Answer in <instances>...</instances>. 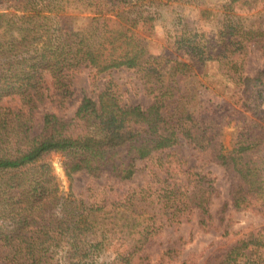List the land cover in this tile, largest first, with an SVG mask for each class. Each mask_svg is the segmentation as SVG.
<instances>
[{"label": "trees", "instance_id": "16d2710c", "mask_svg": "<svg viewBox=\"0 0 264 264\" xmlns=\"http://www.w3.org/2000/svg\"><path fill=\"white\" fill-rule=\"evenodd\" d=\"M79 14L90 16L77 23ZM164 14L171 25L153 54ZM262 16L264 0H0V264H152L147 244L193 211L209 231L215 178L189 165L183 144L235 177L233 210L264 205L262 134L246 115L264 71L243 73L251 45L264 54ZM211 62L234 92L203 110L206 93L193 79ZM82 69L93 86L103 74L131 71L151 103L128 104L107 82L66 118L55 110L71 103ZM44 100L54 110L38 118ZM232 122L240 130L226 148L222 130ZM52 154L65 158L68 178L126 183L142 172L144 180L123 193L76 197L61 190ZM221 235L236 240L206 264H264V228L232 233L227 223ZM183 243L155 264L174 263Z\"/></svg>", "mask_w": 264, "mask_h": 264}, {"label": "rangeland", "instance_id": "374dc122", "mask_svg": "<svg viewBox=\"0 0 264 264\" xmlns=\"http://www.w3.org/2000/svg\"><path fill=\"white\" fill-rule=\"evenodd\" d=\"M89 16V14L75 15V22L82 23ZM262 19H264V16H262ZM170 25L169 14L162 15L155 23L150 37L149 52L157 54L162 51L165 46L167 29L170 28ZM169 53L181 56L175 50ZM182 60H186V58L184 57ZM259 71H264V54H261L257 47L251 45L244 59L243 73L247 76H253ZM101 77L96 86H93L89 81L88 70L82 69L72 80L71 89L73 95L71 103L66 104L64 108L55 110V112L66 118L71 117L83 96H96L105 87L107 82L112 83L113 88L121 93L122 100L128 104L147 107L151 103V99L145 94L142 83L135 73L126 70H116L103 74ZM193 80L196 82L194 87H198L206 93L205 100L202 103L203 110L205 108L207 110L212 101L216 102L219 99L218 94L224 98H228L234 92L231 86L224 87L225 81L218 76L217 65L212 62L208 63L201 73H197ZM251 103L252 111H249L246 115L249 118H253L252 124L262 134L261 147L262 151H264V83L259 86V90L251 98ZM44 110H54L46 100L39 104L37 110L38 118ZM254 112L257 113L256 116H253ZM258 113L259 117L257 116ZM239 130L240 127H237L235 122L223 128L222 140L226 148H231V145L234 144L236 133ZM179 149L180 153L187 158L190 166L196 165L202 167L204 172H208L215 178L214 193L208 205L213 220V228L209 231L201 230L197 224L198 213L196 211H193L188 220L183 218L179 224L164 228L146 246L152 264L159 262L161 253L179 239H182L184 242L182 245L183 251L180 257L172 264H178L179 261L184 259L194 260L197 264H206L234 244L236 240L235 236L223 238L221 235L227 223L232 233L264 228V205L259 207L256 204L254 205V209L243 211H235L229 205L230 190L236 183V179L231 172L209 161L208 156H198L186 144H183ZM47 159L52 167L53 174L60 184L61 190L64 193L72 190L76 197L83 195L86 198L89 194V189L105 190L111 195L123 193L128 188L134 187L144 180L142 172L136 174L134 180L126 183L114 182L105 176L96 179L83 172L75 173L71 178H68L64 170L65 158L61 154H52ZM143 165V163L138 164L140 168ZM224 204H227L225 209ZM106 252L109 254L111 247ZM131 264H135V258Z\"/></svg>", "mask_w": 264, "mask_h": 264}]
</instances>
